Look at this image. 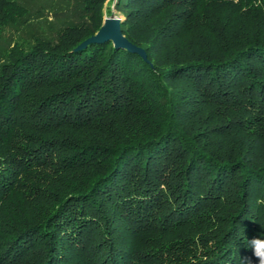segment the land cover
<instances>
[{"label": "trees", "instance_id": "1", "mask_svg": "<svg viewBox=\"0 0 264 264\" xmlns=\"http://www.w3.org/2000/svg\"><path fill=\"white\" fill-rule=\"evenodd\" d=\"M109 1L41 36L0 0V264H257L264 0H116L147 59L76 50Z\"/></svg>", "mask_w": 264, "mask_h": 264}, {"label": "rangeland", "instance_id": "2", "mask_svg": "<svg viewBox=\"0 0 264 264\" xmlns=\"http://www.w3.org/2000/svg\"><path fill=\"white\" fill-rule=\"evenodd\" d=\"M75 0H35L33 5V11L27 24L24 25V34L28 35L33 33V35H47L50 36L54 34V29L58 28L64 23V21H70L74 18L73 13L66 11L71 7L72 2ZM109 1V0H107ZM110 8L113 12L119 14L112 6L109 1ZM107 8L105 7V10ZM109 14H105L104 18ZM22 32L18 31L15 27L9 26L4 31L3 39L0 40V47H5L10 42L16 40L21 41V39L27 37L21 36Z\"/></svg>", "mask_w": 264, "mask_h": 264}, {"label": "water", "instance_id": "3", "mask_svg": "<svg viewBox=\"0 0 264 264\" xmlns=\"http://www.w3.org/2000/svg\"><path fill=\"white\" fill-rule=\"evenodd\" d=\"M113 13L115 12H112L109 15H112ZM108 40H111L116 48H125L131 51H135L139 53L144 59H147L145 50L133 44L124 35L121 29V22L117 23L110 21L106 24L105 19L100 29L95 34L81 42L75 49L77 50L84 48L90 43H101Z\"/></svg>", "mask_w": 264, "mask_h": 264}, {"label": "clouds", "instance_id": "4", "mask_svg": "<svg viewBox=\"0 0 264 264\" xmlns=\"http://www.w3.org/2000/svg\"><path fill=\"white\" fill-rule=\"evenodd\" d=\"M111 6L114 8L116 0H110ZM105 23L110 21L120 23L124 17L113 13L112 15L106 16ZM247 246L252 251V255L255 257L257 264H264V237L256 236L247 240ZM242 264H253L250 257L242 258Z\"/></svg>", "mask_w": 264, "mask_h": 264}]
</instances>
